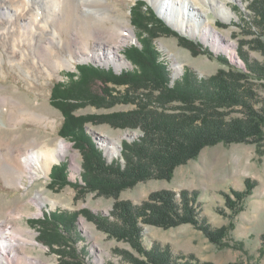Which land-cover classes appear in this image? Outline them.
<instances>
[{
    "label": "rangeland",
    "instance_id": "obj_1",
    "mask_svg": "<svg viewBox=\"0 0 264 264\" xmlns=\"http://www.w3.org/2000/svg\"><path fill=\"white\" fill-rule=\"evenodd\" d=\"M137 1H145L154 11L156 10L150 0H106L109 9L118 17L120 22L125 26L130 25L136 33V40L117 44L120 59L125 62L121 67H117L113 63L100 62L95 58L76 59L72 68L63 66L52 72L51 75L34 78L25 75L19 67L13 68L6 56H4L3 62L0 60V94L12 96L25 106L44 113L55 120V128L51 126L48 127L49 130L44 126L45 124H38L29 120L24 121L21 118L16 122H10L11 108L2 102L0 103V140L21 144L36 138L39 142L56 143L64 138L72 146L70 152L77 155L76 162L80 168L74 166L75 164L69 156L67 159L61 160V163L68 164L67 183L60 186L51 183L52 168L59 164L55 163L49 172V177H42L33 183L29 179H25L27 187L8 184L0 170V218H8L13 223L17 222L21 227L31 231V233L26 232L25 234L29 238L33 237L37 244L29 243L27 253L34 258L41 259L43 264H60V254L52 252L47 245L39 240L42 225L38 220L45 217V213L50 212L66 213L65 216L68 219L74 215L75 227L79 232L77 238L73 242L70 240L69 242L77 246L82 252L86 264H130L119 251H129L136 256L141 255L132 247L130 242L118 240L101 229L94 217L106 216L113 220L114 217L111 214L117 199L130 200L139 205L152 192L165 189L175 191L176 198L179 200L180 192L187 190L198 193L196 202L199 205L200 217L206 218L215 228L228 227L227 235L220 244H217L201 228L191 223H183L169 228L142 223L143 244L147 249L154 245L169 246L173 255L177 257L193 255L201 263L208 264H264V146L261 148L256 142L218 143L207 146L203 148L197 158L178 166L172 179L151 178L141 181L135 186L123 190L118 198L99 194L98 191L79 190L73 185L78 181L82 187L86 185L82 177L84 159L80 150L75 148L74 142L60 133L65 116L63 111L52 103L53 88L56 83L68 82L70 73L78 72L79 64H94L105 69H112L116 73L134 67L127 58L126 50L131 45L142 46L139 41V38L143 36L142 29L133 22V7ZM226 1L232 15L231 22L223 21L215 15L213 10H209V0L207 2L195 0L198 6L206 10V15L210 21L226 36L227 41L235 46L236 57H233L231 52L215 49L199 35L192 37L176 30L180 35L184 34V36L199 41L203 45V52L196 53L182 42L180 35L157 34L154 43L161 59L169 68L171 85H174L175 81L182 77L185 69H189L195 76L201 78L210 77L221 68L228 69V65L220 60L221 55L227 56L232 65L247 68L239 53L241 47L248 54L251 62L264 60L262 51L255 48L254 40L260 37L264 41V33H260L259 29L254 26L255 13L250 8V3L253 0ZM241 14L244 19L248 20L247 22L241 20ZM160 18L166 23L167 20L165 21L162 16ZM198 19L202 21L204 17L199 16ZM250 25L252 27L248 28ZM64 36L66 37L65 34ZM91 40L92 47H94L95 39L92 38ZM175 61L182 65L179 71L175 68ZM252 81L255 84L259 100L256 107L261 109L264 106V79H252ZM109 86L114 95H118L119 92L124 93L128 87L126 84L114 83H109ZM91 87L93 95L105 96L102 81L94 80ZM85 102V104L77 105L78 108L74 114L88 117L99 115L98 119L84 124L85 131L93 137L97 146L104 148V155H106L109 163L115 158H119L124 165L125 160L122 154L121 156H109L105 153L103 141L99 135L93 133L91 128L99 133H107L112 138L125 132L136 133L134 138L125 137L120 141L122 152L124 140L128 142L139 140L144 136V131L141 127L114 126L106 121V117H108L106 115L114 112L131 111L137 105L133 102L119 101L114 105L111 103L109 106L97 107L91 102ZM237 116H242V113L235 111L230 115V117ZM51 136H53L52 140ZM109 146L116 148L114 143L109 144ZM261 150L262 152H260ZM108 157H112V159ZM247 180L254 182V187L239 204L238 211L234 212L227 205L226 194H231L235 199L231 192L232 189L245 191ZM41 189L49 198L57 200L58 203L54 204L53 201H48L42 205V214L34 216L32 212L36 211L38 207L31 201V198ZM11 210L15 211L12 216L10 215ZM73 233L74 231H72V235ZM56 247L58 246L56 245Z\"/></svg>",
    "mask_w": 264,
    "mask_h": 264
},
{
    "label": "trees",
    "instance_id": "obj_2",
    "mask_svg": "<svg viewBox=\"0 0 264 264\" xmlns=\"http://www.w3.org/2000/svg\"><path fill=\"white\" fill-rule=\"evenodd\" d=\"M250 8L255 13L254 26L264 33V0H253ZM133 17L143 36L139 38L142 46L131 45L126 50L127 58L134 65L132 69L116 73L94 64H79L78 72L70 73L68 82L56 83L53 88L52 103L65 116L60 133L74 142L84 159L82 177L86 185L82 187L79 181L73 185L79 190L98 191L99 194L118 198L123 190L141 181L172 179L178 166L197 158L207 146L253 141L262 148L264 106L261 109L256 107L259 100L252 79H264V60L251 62L241 47L239 53L247 68L236 67L227 56L221 55L219 58L228 65V69L221 68L207 78L195 76L185 69L182 77L171 85L169 68L161 59L154 40L157 34H180L145 1H137ZM240 18L248 21L242 14ZM179 37L193 52H203L199 41L184 35ZM254 41L255 48L261 50L264 56V41L260 37ZM94 80L102 81L105 96L93 95L91 86ZM109 83L126 84L128 87L124 93L114 95ZM85 101L97 107L114 105L119 101L137 105L131 111L106 115V121L114 126L141 127L144 131L139 140L123 141L124 165L119 158L109 163L104 148L97 146L93 137L85 131L84 124L98 119L99 115L74 114ZM235 111H240L242 116L230 117ZM68 172L67 163L54 165L51 183L58 186L67 183ZM246 183L245 191L232 189L235 199L226 194L227 205L234 212L238 211L239 204L254 187L251 180ZM197 197V192L183 190L178 200L175 191L163 189L152 192L139 205L130 200L117 199L111 214L113 220L106 216H95L94 219L110 236L130 242L141 255L119 251L130 264H208L201 263L193 255L177 257L169 246L154 245L147 249L143 244L142 223L163 228L191 223L201 228L213 242L220 244L227 235L228 227L215 228L206 218H201ZM65 214L45 213V217L38 220L42 225L39 240L52 252L60 254V264H86L82 252L69 242H73L79 232L75 227L76 219L74 215L68 219Z\"/></svg>",
    "mask_w": 264,
    "mask_h": 264
},
{
    "label": "bare ground",
    "instance_id": "obj_3",
    "mask_svg": "<svg viewBox=\"0 0 264 264\" xmlns=\"http://www.w3.org/2000/svg\"><path fill=\"white\" fill-rule=\"evenodd\" d=\"M150 1L158 9L159 15L176 30L192 37L199 35L215 49L231 52L236 57L235 46L227 41L226 36L210 21L206 10L198 6L195 0ZM209 2V10H213L217 17L225 22L232 21L226 0ZM197 15L204 17V20L200 21ZM92 38L95 39L94 47ZM131 40H136V33L130 25L125 26L120 22L106 0H0V60L3 62L6 56L13 68L19 67L28 77L51 75L63 66L72 68L74 60L85 58H95L121 67L125 62L120 59L117 44ZM174 65L177 71L182 67L177 61ZM2 102L11 108L10 122L21 118L45 124L47 130L51 126L55 128V120L51 117L25 106L12 96L0 94ZM91 130L100 136L107 150L105 153L109 156L119 153L123 138L136 136V133L125 132L112 138L107 133ZM111 143H114L115 149L109 146ZM71 147L64 138L56 143L39 142L36 138L21 144L0 140V170L8 184L27 187L25 179L33 183L42 177H49L52 166L69 156L74 166L79 168L77 155L70 152ZM31 201L38 207L32 212L34 216L42 214V205L48 201L58 203L42 189L36 192ZM13 213L15 211L11 210L10 215ZM26 232L31 233L17 222L0 218V264H43L41 259L28 255L27 245L37 242L33 237L29 238Z\"/></svg>",
    "mask_w": 264,
    "mask_h": 264
},
{
    "label": "water",
    "instance_id": "obj_4",
    "mask_svg": "<svg viewBox=\"0 0 264 264\" xmlns=\"http://www.w3.org/2000/svg\"><path fill=\"white\" fill-rule=\"evenodd\" d=\"M157 13H158V11L157 10H155ZM158 15H159V13H158ZM160 17H161V15H159ZM165 20V19H164ZM167 23V22H166ZM171 28H173L174 30H176L172 25H170L169 23H167ZM178 31V30H177ZM184 35V34H183ZM130 140V139H129ZM121 154H122V152H121V148H120V151H119V153L118 154H116L115 156H121ZM80 169V168H79Z\"/></svg>",
    "mask_w": 264,
    "mask_h": 264
}]
</instances>
